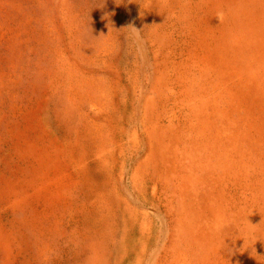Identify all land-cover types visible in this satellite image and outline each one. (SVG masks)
<instances>
[{
	"label": "rangeland",
	"instance_id": "1",
	"mask_svg": "<svg viewBox=\"0 0 264 264\" xmlns=\"http://www.w3.org/2000/svg\"><path fill=\"white\" fill-rule=\"evenodd\" d=\"M0 264H264V0H0Z\"/></svg>",
	"mask_w": 264,
	"mask_h": 264
},
{
	"label": "clouds",
	"instance_id": "2",
	"mask_svg": "<svg viewBox=\"0 0 264 264\" xmlns=\"http://www.w3.org/2000/svg\"><path fill=\"white\" fill-rule=\"evenodd\" d=\"M216 18H218L219 22H222L224 19V13L222 11L218 12Z\"/></svg>",
	"mask_w": 264,
	"mask_h": 264
}]
</instances>
